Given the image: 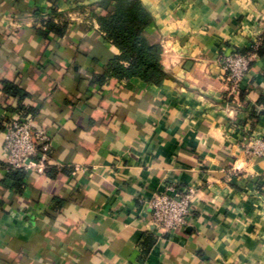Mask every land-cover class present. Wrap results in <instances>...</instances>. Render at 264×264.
<instances>
[{"label":"crops","instance_id":"1","mask_svg":"<svg viewBox=\"0 0 264 264\" xmlns=\"http://www.w3.org/2000/svg\"><path fill=\"white\" fill-rule=\"evenodd\" d=\"M101 1L0 0V264H264V160L242 149L264 138V51L234 94L219 62L263 43L264 0H141L168 75L157 85L95 81L119 53ZM21 110L50 149L17 187L1 148ZM230 166L242 172L227 181ZM169 185L195 190L193 217L164 233L148 201Z\"/></svg>","mask_w":264,"mask_h":264},{"label":"built area","instance_id":"2","mask_svg":"<svg viewBox=\"0 0 264 264\" xmlns=\"http://www.w3.org/2000/svg\"><path fill=\"white\" fill-rule=\"evenodd\" d=\"M243 3L250 0H242ZM260 41L256 40L249 50H230L219 56L223 79L228 84L229 93L239 90L240 82L250 69L251 63L258 58ZM32 115L18 113L14 117L3 119V144L1 152L4 162L12 169L29 172L42 171L48 164L50 137L40 129H34ZM243 153L249 159L264 160V138L243 136ZM229 181L241 174V169L230 166L222 169ZM195 190L192 187L185 191L173 185L153 194L148 201L152 224L164 233L175 232L186 225L193 217Z\"/></svg>","mask_w":264,"mask_h":264},{"label":"trees","instance_id":"3","mask_svg":"<svg viewBox=\"0 0 264 264\" xmlns=\"http://www.w3.org/2000/svg\"><path fill=\"white\" fill-rule=\"evenodd\" d=\"M105 9L103 15L96 19L105 40L113 44L119 53L105 65L104 73L95 77V81L103 83L109 78L130 79L138 78L147 84H160L168 75L161 65L162 48L159 44L150 43L143 35V30L151 22V14L141 0H102ZM56 14L53 13V16ZM66 22L57 26L51 16L44 21L48 31L61 34ZM45 34V32L43 33ZM261 43L258 55L264 51ZM3 90L9 96L22 99L26 93L14 84L4 82ZM20 114H31L28 110H21ZM9 173L16 178L17 187L23 181L25 172L8 167Z\"/></svg>","mask_w":264,"mask_h":264}]
</instances>
